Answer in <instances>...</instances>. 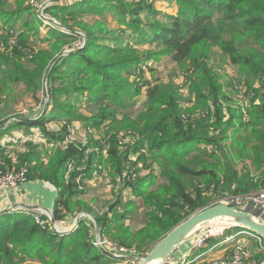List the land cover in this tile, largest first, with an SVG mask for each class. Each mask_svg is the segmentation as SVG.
<instances>
[{"label":"trees","instance_id":"obj_1","mask_svg":"<svg viewBox=\"0 0 264 264\" xmlns=\"http://www.w3.org/2000/svg\"><path fill=\"white\" fill-rule=\"evenodd\" d=\"M172 1L174 13L162 12L154 0H77L69 9L56 2L46 10L55 15L95 14L103 20L84 27L87 42L80 49L75 46L81 39L78 30L66 18L61 22L51 14L73 34L58 33L59 28L48 26L50 36L61 37L47 48L33 50L29 58L23 50L31 48V37L20 25L17 32L15 28L16 21L31 8L25 0H15V7L0 0V95L11 94L12 87L23 83L25 91L32 92L34 103L43 105L39 99L48 66L65 47L76 50L60 57L51 68L50 97L41 115L26 120L17 111L0 117V158L10 166L12 158L16 159L17 168L27 169L28 180L40 177L60 189L53 208L56 221H67L82 210L91 213L101 235L136 249L139 255L196 210L264 184V0ZM107 15L116 18L117 27H109ZM33 21L43 22L36 12ZM14 36L16 43H11ZM147 46L158 49L146 50ZM213 48L222 61L238 70V82L247 96L254 97L248 108H230V114L223 109L231 90L223 91L209 63L208 51ZM157 53L192 70L194 106L202 110L197 122L187 123L182 116L175 86L137 74L141 64L149 63ZM24 56L28 64H22ZM144 85L143 110L133 120L135 130H130L138 133L147 148L139 155L145 165L139 168L130 163L135 161L128 150L132 146L124 149L118 140V130L125 127L110 104L126 107L131 101L136 106ZM82 101L99 104L97 111L85 114L80 109ZM78 120L91 134L101 129L104 136L76 143L71 126ZM54 122L61 128L50 129ZM91 170L95 176H108L119 195L127 190L135 200L121 208H117L118 201L102 214L79 205L73 199L85 189L82 186ZM136 201L145 203L148 212L142 230L133 233L125 219L136 212ZM90 229L82 219L74 232L57 235L37 224L32 212L7 210L0 213V264H112L114 258L92 243Z\"/></svg>","mask_w":264,"mask_h":264},{"label":"rangeland","instance_id":"obj_2","mask_svg":"<svg viewBox=\"0 0 264 264\" xmlns=\"http://www.w3.org/2000/svg\"><path fill=\"white\" fill-rule=\"evenodd\" d=\"M76 1L77 0H44V1H42V0H25L26 5H28L32 11L30 10L29 12L24 13L23 17L19 18L16 21L17 24H16L15 30L17 32L20 29L19 28V25H20L21 30L24 32V34L26 33L27 36L31 37L29 40V43H28L31 46V48H26L23 50L25 52V54L26 53L28 54L29 58H31L33 50L37 52L42 47L47 48V46H49L51 43H53L54 39L61 37V34H55V35L50 36L48 26H52L54 28L55 27L59 28L61 31H57L58 33H64V32L72 33L73 32V30H71L70 27L68 28V27L64 26L63 23H61L63 21V19H65V18L67 20V24L71 27L74 26L73 28L78 30V34L81 37V39L76 40L75 46L77 47L78 46L77 44L83 45L84 44L83 38H85L86 42H87V37L84 33L86 31V29L84 27L89 28L93 24L95 25V24L100 23L101 20H103L102 17H100L99 15L89 14V13L77 15V14H73V13L72 14H65L64 12H60L58 15L56 14L58 16L57 17L53 11L52 12L47 11L44 8L45 6H47V4L49 2H51V3L48 5V7L53 6L54 2H58L57 4H61L62 6H65L66 8L69 9L70 6H73L74 2H76ZM8 2L10 3L11 7H15V6H13V4L15 3V0H8ZM154 2H155V6H157L164 13H174V11L176 9L174 1H172V0H154ZM35 12H36L37 16L43 21L42 24L34 22V21H33L34 22L33 24L31 23L32 14ZM46 12L50 15H48ZM65 12H67V11L65 10ZM51 14H53L61 22L59 20H57L55 17H52L53 15L51 16ZM45 16H47L51 20L57 21L58 23L61 24V26L53 24L49 20L47 21L45 19ZM107 22H108V25L110 28L117 27V25H118L116 22V18L113 16H110V15H107ZM0 23H2V22L0 21ZM0 26H1V24H0ZM36 26H40L38 30L36 29L37 28ZM35 30L38 31L37 32L38 35H36ZM48 36H50V37H48ZM0 46H1V43H0ZM68 47H70V46H68ZM68 47H65L63 52L60 53L59 55H57L55 57V59L58 56H59L58 57V59H59L62 56L65 57L68 54H70L71 51H69L70 48H68ZM77 48L81 49L82 47L79 46ZM145 49L146 50H157L158 47L147 46ZM10 50L13 52L14 49L10 46ZM208 53L211 55L209 63L212 64L213 71L217 75V78H218L220 84L222 85L223 91L226 93V92H229V90H231V93H228L230 96V100H228V102L225 101V103L223 105V109L227 110V112L229 110V114H230V108L237 109V110L248 108L253 103L254 97L253 96H250V97L247 96L246 91L242 88V86L238 82V77L240 76L238 73V70L235 69V67H232L228 63H225L224 61L221 60V57H220V54H219V51L217 48H213V49L209 50ZM27 62H28V59L26 58V56L22 57V64H26ZM51 63H52V61H51ZM53 65H52V67H53ZM186 69L187 68H182L181 66L177 65L168 56L157 53L153 57V59L151 61H149V63L141 64V66L139 67V70H137V74H139V75L142 74V78H145V79L147 78V79H150L151 81L153 80L154 82L160 81L162 84H168L169 83V84L175 86L178 89V93H179L180 107L182 108V111H183L182 116H185L187 118V123L192 124L193 122H197L199 120V118H201L202 110L197 109L194 106L195 96H193V94L191 92V87L195 84V76L192 74V70L189 69L188 71H186ZM46 74H47V71H46L45 75ZM137 80L140 81L141 77L138 76ZM229 80H233L234 83L229 85ZM45 83H46V79L44 78L43 91L40 92L41 97L39 99V101L43 102V105L42 104L38 105V104L33 102L34 99H33V97H31L32 92H29V93L26 92L25 91L26 85L23 83H18V84H16V86L12 87L11 88L12 89L11 94L2 93L0 95V117L6 118L11 114L16 113L17 111H18L19 115H22L25 118H31V117L35 116L36 114L38 115L41 112L42 108L44 110L45 104L49 100V97H50V95H48L47 97L44 95V89L46 87ZM146 91H147V85L140 87L138 96L136 98V99H138V103H136V106H134L131 101H127L126 107L115 106L113 104H110V110L113 111L114 114L117 115L119 121L120 120L122 121V119H123L122 123L121 122L120 123L122 124L121 125L122 127H125L123 129L118 130V132L120 133V135L118 136V140L121 141L123 135L127 136L126 139L121 144L124 147V149H126L127 146H130V145L132 146V147L128 148V150H129V152H131V155L133 156L135 161L130 162V163L134 164V166L139 167V168H143L145 166L143 164V159H140L139 155L145 154L147 152V148L144 144L143 139L141 137L137 138L136 134L134 133L135 131H130V130H135L132 127L133 120H135V118L138 117V114L143 110V103L146 100ZM48 94H49V92H48ZM66 95H67L66 93L63 94L61 96V100H64L63 97ZM85 99H87V97ZM81 103L82 104L80 105V109L83 110V112H85V114H88V115L96 112L98 109V106H99V104H94V103L88 104L87 102L84 103V101H82ZM196 103H197V101H196ZM55 114L59 115L58 112H55ZM124 115L127 117L124 118L123 117ZM78 122H82V121L78 120ZM107 124H109V122H107ZM52 126H53V128H55L56 124L52 123ZM73 126H74V129H73L74 132L72 134V140H74L78 144H80V142H82L83 144H86L88 139H90V138H96L98 136H101V137L104 136V131L101 129L98 131H94V133L91 134L88 131L87 127H85L83 125V123H82V125L76 123V125L73 124L71 127H73ZM58 129H60V126H58ZM15 163H16V159L12 158V165H15ZM159 172H160V170H159ZM158 179H160V178H158ZM95 180H96V181H94L95 186L102 184L101 187H104L105 182L107 185H110L112 183L110 181V178L108 176H105V175L100 176V177H96ZM159 182H160L159 180H156L155 184H159ZM91 183H93V180L91 181ZM87 186H88V188H90V186H92V184H86V186H82V187L87 188ZM150 190L151 189H149V191ZM153 193L155 195L158 194L156 192V188H154ZM226 196H228V195H226ZM129 197L130 196H127V198H129ZM221 198H223V197H221ZM218 199H216L214 201L217 202ZM126 204L124 203V205H126ZM127 206L129 207L130 205H127ZM136 207H139L140 210L136 208V211H139V214L141 215V213L143 214L146 211L147 205L145 203L143 204V202H139L136 204ZM196 211L198 212V210H196ZM82 212H83V210H82ZM82 212H80V213H82ZM140 215L137 217L136 220H134V223L132 224V226L134 227L133 233L141 231L143 228L142 222H141L143 218ZM226 226L227 225L224 224V221H216V222L210 223L209 225L202 227L200 230L197 231V233H194L192 235L193 238H191L190 242H189L190 247L193 246L194 237L202 234L203 230L208 231L209 229H214L215 233L209 234V236L204 241L203 246H205L206 244H210L207 242H210V240L213 238H215V239L212 240L214 242H211V244L215 243L216 246H219V244H220L219 239L221 238V240H222L224 237L228 238L230 236H235V241H237L238 240L237 236L241 232L228 236L225 232L226 230L224 232H222L223 228H225ZM234 227H238V226H234ZM244 231H245V229H244ZM221 232H222V234H221ZM247 232L253 234V231H245L243 233L247 234ZM239 239H241V238H239ZM249 240L250 239H248L247 242ZM251 240H253L254 244L256 245L257 239L252 237ZM262 240H264V238H262ZM226 241H227V239H226ZM241 243H244L245 246H247L246 242L242 241ZM247 244L249 245V243H247ZM231 245L227 249L228 253L234 247L233 245L231 247ZM144 255H146V253H143V256ZM136 262H137V260H136ZM22 264H40V263H38V262H26V263H22ZM137 264H139V263L137 262ZM162 264H167V263L163 262ZM173 264H177L176 261H174Z\"/></svg>","mask_w":264,"mask_h":264},{"label":"built area","instance_id":"obj_3","mask_svg":"<svg viewBox=\"0 0 264 264\" xmlns=\"http://www.w3.org/2000/svg\"><path fill=\"white\" fill-rule=\"evenodd\" d=\"M47 4L44 8L48 7ZM56 3V2H54ZM45 19L48 21L49 18L45 16ZM11 43H16V38H11ZM84 44L80 45L77 44V47H84L86 40L83 38ZM70 50H75L72 48ZM69 50V51H70ZM47 103L45 104L44 109L47 107ZM43 112V110H42ZM41 112V114H42ZM39 114V115H41ZM38 115V116H39ZM136 137L139 138L137 135L138 133L134 132ZM126 135L122 136L121 142L126 139ZM28 181L27 169L26 168H17L15 165H7L1 158H0V192H8L10 190H17L20 185ZM217 203H226L230 204L238 209L241 210H249L254 214H258L261 218H264V184L258 190H251L246 193L241 194H232L228 195L223 198H219ZM9 207V206H8ZM25 209L26 212H32L34 219L37 224H39L42 228H47L53 231L57 235H67L76 230L78 227L79 221L82 219H86L88 224L91 226L89 230V234L91 237V241L94 246L99 249L101 252L110 255L115 260L123 264H137L136 260L133 257H139V253L136 249L128 247L126 245H122L117 241H113L107 236L98 235L96 231L95 221L90 216V214L86 212L78 213L75 216V220L71 223L67 221H56L53 216V210L45 209L41 206H36L33 211L27 210V208L19 206L16 210ZM54 220V223H53ZM225 228H223L222 232L227 230L228 228L233 227L232 225L226 224ZM201 229V228H200ZM199 229V230H200ZM198 231V230H197ZM196 231V233H197ZM221 232V234H222ZM214 229H209L208 231H202V234L197 235L194 237V242L192 248H201L203 247V243L209 234H214ZM251 234V233H250ZM256 235L259 240L262 238ZM232 241L233 248L232 250L222 258L216 259H202L197 258L193 261H187L184 259L182 264H264V249L262 251V256L260 257H253L251 252L249 251L248 247L245 246L244 243L240 241H235V236H230L227 240ZM181 264V263H180Z\"/></svg>","mask_w":264,"mask_h":264},{"label":"crops","instance_id":"obj_4","mask_svg":"<svg viewBox=\"0 0 264 264\" xmlns=\"http://www.w3.org/2000/svg\"><path fill=\"white\" fill-rule=\"evenodd\" d=\"M76 123L82 125V122L74 121L75 125ZM53 124H56V123L54 122ZM58 126H60L61 128V124H56L55 128H53L52 123H51L49 125V128L58 129ZM22 134L23 133L20 132L18 135L20 136ZM93 172L94 170H91V172H89V177L87 175V178L85 181L86 184H92V186H90V188H88L87 186V188L83 189L82 193L77 195L76 199H73L74 201L78 200L79 205L84 204L86 208H90L94 213L102 214L103 212L108 211L109 207H111L118 201H120L121 203H119L117 208H121V206H124V203L126 204L128 200L129 201L135 200L130 191L125 190L123 191L121 195H119L118 189L113 188L112 185H107L106 182L104 184V187H101L102 184L95 186L94 181L97 180V179L95 180V178L104 176V175L95 176L96 174H93ZM145 174L146 172H143V175ZM92 180H93V183H91ZM59 195H60V189L56 187L54 184H52L50 181H46L40 177L32 178V179H29L27 182L23 183L22 185H20V187L15 191L10 190L8 192H0V210L8 206H11L13 204L11 201L12 197H14L16 204H24V205L29 206L27 210L33 211L36 206H41L45 209L53 210L55 204L57 203V199ZM127 196H130V197L127 198ZM139 202L140 201H136V204ZM137 209H139V207ZM23 210L25 209H21L19 211H23ZM147 212H148L147 207H146V211L143 214L141 213V215L139 214V211H136L134 214H132L129 217V219H125L126 225L131 227V229L134 230V227L132 226V224L134 223V220H136L139 215L143 218ZM110 215L111 214H109V216ZM74 220H75V216L69 217L67 219V222L71 223ZM141 222L143 223V219ZM245 231H248V230L245 229ZM245 231L242 228H236L233 226L231 228H228L225 232L228 236L241 232L237 236L238 241L246 242V245L253 257L262 256V251L264 249V240L262 239L259 240L257 236L250 234L248 232H247L248 235L246 233H243ZM252 237L257 239L258 242L256 241V245L254 244V241H253L254 239L251 240ZM213 239H211L210 242H207L210 244H206L205 246L201 248H196V249L190 247V244H189L190 239H189L188 241L184 242L182 245L177 247V249L173 252V254L170 256V258L165 263L173 264V262L176 261L177 264L179 263L182 264L184 259L187 261H193L197 258H202V259L207 260V259L222 258L226 256L228 254L227 249L232 244V241H230L229 239L226 241L227 238L225 237L222 240L220 238L219 239L220 244L219 246H216L215 243L211 244V242H214L212 241ZM248 239L250 240L247 242ZM247 243H249V245ZM114 260L115 259H113L112 264L113 263L118 264L117 260L116 262Z\"/></svg>","mask_w":264,"mask_h":264},{"label":"water","instance_id":"obj_5","mask_svg":"<svg viewBox=\"0 0 264 264\" xmlns=\"http://www.w3.org/2000/svg\"><path fill=\"white\" fill-rule=\"evenodd\" d=\"M49 21L53 24L61 26V24L55 20L49 19ZM70 51L73 52L76 50ZM58 57L52 61L47 69V74L45 75L46 87L44 89V95L46 97L49 95L47 86L49 72L52 65L57 61ZM11 201L13 204L0 210V213L10 209H16L19 206L29 208V206L24 204H16L14 197L11 198ZM90 216L95 221L94 217L92 215ZM216 221H224V223L232 226L245 227L250 231H253V233L257 234L261 238H264V219L250 212L249 210H241L226 203H216L203 210L193 213L188 218L181 221L178 225L173 227L164 237H162L153 246V248H151L146 253V255L133 257V259L137 260L139 264H150L157 261L158 263L162 264L170 258L177 247L188 241L191 236L196 233L197 230ZM95 226L97 234L100 235V228L96 221Z\"/></svg>","mask_w":264,"mask_h":264},{"label":"bare ground","instance_id":"obj_6","mask_svg":"<svg viewBox=\"0 0 264 264\" xmlns=\"http://www.w3.org/2000/svg\"><path fill=\"white\" fill-rule=\"evenodd\" d=\"M96 168V167H95ZM256 215H258V214H256ZM259 216V215H258ZM260 217V216H259ZM262 219H264V218H262ZM191 238H193V236H191ZM190 238V239H191ZM150 264H160V263H158V261L157 262H152V263H150Z\"/></svg>","mask_w":264,"mask_h":264}]
</instances>
